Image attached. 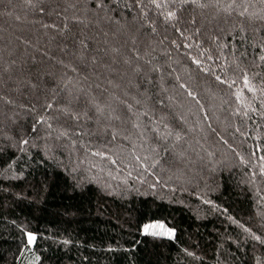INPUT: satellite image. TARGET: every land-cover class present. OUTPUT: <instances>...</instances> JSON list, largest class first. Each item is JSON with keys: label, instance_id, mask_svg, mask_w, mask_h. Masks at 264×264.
Here are the masks:
<instances>
[{"label": "snow or ice", "instance_id": "6c2138e0", "mask_svg": "<svg viewBox=\"0 0 264 264\" xmlns=\"http://www.w3.org/2000/svg\"><path fill=\"white\" fill-rule=\"evenodd\" d=\"M0 6V208H39L50 180L28 176L51 167L64 173L69 199L79 198L63 209L69 223L85 211L89 193L98 208L105 197L129 205L121 206L130 239L107 246L133 253L128 264L137 251L179 241L165 215L174 204L195 220L206 218L207 206V215L239 229H214L213 264H264V0ZM250 135L254 147L245 152L235 141ZM237 170L243 178L233 186ZM233 187L256 201L247 221L222 200ZM136 200L152 214L131 206ZM17 227L23 256L37 237L26 224ZM194 235L181 252L204 264L206 249ZM32 255L29 264H42Z\"/></svg>", "mask_w": 264, "mask_h": 264}, {"label": "trees", "instance_id": "16d2710c", "mask_svg": "<svg viewBox=\"0 0 264 264\" xmlns=\"http://www.w3.org/2000/svg\"><path fill=\"white\" fill-rule=\"evenodd\" d=\"M2 8V6H0ZM3 18L0 17V23ZM253 121L259 117L253 114ZM251 131V129H250ZM254 136L244 138L243 144L238 138L235 143L245 152L249 147H254ZM230 155V154H229ZM47 177L50 180V187L46 195V202L39 208H31L27 204L14 207L8 210L7 207L0 208V264H29L33 259L32 253L41 256L42 264H128L133 253H112L107 251V246L113 241L123 242L130 239L127 233V224L124 222V210L121 206L124 202L112 197H105L101 203L102 207L98 208L97 197L89 193V198L83 201L85 211L80 215L71 218L63 216V209L78 202V199H69L71 192H64V173L59 169L49 167L46 171L37 169L28 176V180H35L39 183ZM243 178V173L235 171L229 180L233 186ZM244 186L241 185V188ZM240 189L233 187L231 194H226L222 200L231 204L230 210L238 219L247 221L248 216L256 212V201L253 199L251 192L247 196L236 195ZM177 196L187 203L193 205L199 204L194 196L187 193ZM90 199V202H89ZM221 202V201H217ZM129 206L124 204V207ZM131 206L140 208L148 215L149 204H141L136 200ZM206 218L195 220L192 212L188 207L181 204L169 205L165 215L168 216L169 222L178 227V242H173L167 248L153 249L149 246L146 252L137 251L136 264H199L190 257H185L181 252L183 246H187L190 233H199V236H192V240L200 239L201 245L206 249L204 264H213L214 251L208 242L213 239L214 229L224 231L239 232L234 225H230L223 217L217 215H207V206H202ZM15 220L16 224L12 221ZM26 224L29 231L36 234V240L33 245L23 250V256L20 255V249L26 243L17 225ZM69 238L72 244L65 247L62 244L54 242ZM139 238V237H138ZM182 241L183 243H181ZM233 251L235 249H232ZM160 252L162 254H157ZM239 255V254H237ZM86 258V259H85Z\"/></svg>", "mask_w": 264, "mask_h": 264}]
</instances>
